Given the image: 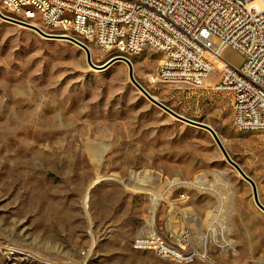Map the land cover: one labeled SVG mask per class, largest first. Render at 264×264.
Returning a JSON list of instances; mask_svg holds the SVG:
<instances>
[{
  "label": "rangeland",
  "instance_id": "rangeland-1",
  "mask_svg": "<svg viewBox=\"0 0 264 264\" xmlns=\"http://www.w3.org/2000/svg\"><path fill=\"white\" fill-rule=\"evenodd\" d=\"M89 48L96 66L117 57ZM128 59L156 100L213 128L264 204V132L235 127L217 74L153 84L162 56ZM154 237L184 260L137 246ZM0 264H264V215L213 137L149 102L127 63L93 70L71 42L0 19Z\"/></svg>",
  "mask_w": 264,
  "mask_h": 264
},
{
  "label": "built area",
  "instance_id": "built-area-1",
  "mask_svg": "<svg viewBox=\"0 0 264 264\" xmlns=\"http://www.w3.org/2000/svg\"><path fill=\"white\" fill-rule=\"evenodd\" d=\"M28 2L41 6L42 15L26 11ZM0 12L9 18L28 14L22 23L88 47L97 44V49L117 51V56L143 53V45H152L162 56L150 76L153 84L200 88L216 73L212 90L231 96L234 125L235 119H243L248 132H264V0H0ZM227 49L244 57L242 66L224 59ZM177 215L172 206L171 229ZM137 246L184 260L178 249L157 237Z\"/></svg>",
  "mask_w": 264,
  "mask_h": 264
},
{
  "label": "water",
  "instance_id": "water-1",
  "mask_svg": "<svg viewBox=\"0 0 264 264\" xmlns=\"http://www.w3.org/2000/svg\"><path fill=\"white\" fill-rule=\"evenodd\" d=\"M0 19L3 20V21H5V22H9V23H13V24H18V25H21L23 27L29 28V29L33 30L34 32H36L38 35H40L41 37H43L45 39H61V40H65V41L71 42L72 44L76 45L77 47H79L80 49H82L85 52L86 59H87V63L89 65V67H91L93 70L105 71L108 68H110L113 64H115L116 62H120L121 61V62L127 63L128 66H129V78H130V81L135 86V88L137 89V91L140 92L149 102H151L152 104L156 105L157 107H159L163 111L167 112L168 114H170L171 116H173L177 120H179V121H181L183 123H186L189 126H192V127L199 128V129H202V130L207 131L213 137V139L215 140V142L218 145L221 153L223 154V156L225 157V159L227 160V162L229 163V165L233 169H235L246 182H248L251 185L254 201H255L256 205L261 210L264 211V205L261 203V201L259 199V191H258L257 185L242 170V168L236 162H234L231 159V157L227 153V151H226L223 143L221 142V139L219 138V136L217 135V133L213 130V128H211L207 124L199 123V122H195V121H192L190 119H187V118H185V117H183V116L175 113L174 111H172L171 109H169L167 106H165L164 104H162L161 102H159L158 100H156L155 97H153L146 89H144L138 83V81L135 79L134 70H133L131 61L128 58L123 57V56H117V57L109 60L108 62H106L102 66H96L93 63V61H92V57H91V53L89 51V47L86 44H84L83 42H81V41H79V40H77L75 38L52 36L50 34H47L46 32H44L43 30H41L40 28H38L36 26H33L31 24H26V23L19 22L17 20H14L12 18H9V17L3 15L1 12H0Z\"/></svg>",
  "mask_w": 264,
  "mask_h": 264
},
{
  "label": "bare ground",
  "instance_id": "bare-ground-1",
  "mask_svg": "<svg viewBox=\"0 0 264 264\" xmlns=\"http://www.w3.org/2000/svg\"><path fill=\"white\" fill-rule=\"evenodd\" d=\"M25 10L26 11H29L30 14L32 15H42V7L41 6H38V4L36 2H28V3H25ZM11 18L14 19V20H17L19 22H27L28 21V14H16V15H11ZM37 27V26H36ZM89 45H92L94 47L97 48V44H89ZM148 50H152L154 51V47H152V45H143V52L145 51H148ZM89 51L92 55V51L91 49L89 48ZM110 53L112 54H115V56H117V51H109ZM141 53H118V56H123V57H126L128 58L129 55H140ZM121 62V61H120ZM120 62H116V63H120ZM115 63V64H116ZM132 67L134 69V66L132 64ZM210 77V76H209ZM208 77V78H209ZM208 78L207 80L205 81V83L208 81ZM204 83V84H205ZM235 126L237 127V129L241 130V131H247V128H244L243 127V119H235ZM227 187V186H226ZM204 189V188H203ZM205 190H208L207 188ZM217 191V190H216ZM219 194V193H218ZM222 196V195H221ZM224 197V196H223ZM228 198V197H227ZM224 201V198L223 200ZM226 201V200H225ZM225 203V202H224ZM152 204H153V207H152V210H151V215H154L155 214V210L157 208V204H158V200L157 198H153L152 200ZM264 205V204H263ZM262 214L264 215V211L261 210ZM182 213V212H181ZM212 216V214H211ZM174 230V229H173ZM154 235V232H152V236ZM175 236V235H174ZM176 237H178L179 239H181L177 234H176ZM183 240V239H182ZM226 242H227V245L228 247H232V244H233V241H231L229 239V237L226 238ZM226 245V243H225ZM224 245V246H225Z\"/></svg>",
  "mask_w": 264,
  "mask_h": 264
}]
</instances>
